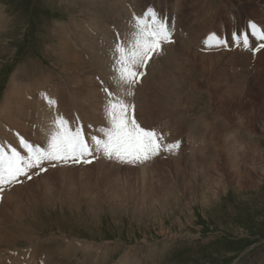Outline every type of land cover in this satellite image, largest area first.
I'll use <instances>...</instances> for the list:
<instances>
[{"label":"rangeland","instance_id":"rangeland-1","mask_svg":"<svg viewBox=\"0 0 264 264\" xmlns=\"http://www.w3.org/2000/svg\"><path fill=\"white\" fill-rule=\"evenodd\" d=\"M118 1L129 20L133 12L143 14L149 7L170 21L175 17V34L178 32L181 39L189 38L190 43L193 40V51L243 53L239 66L229 63L232 67L223 62L212 67L206 62L207 67H203L201 58L180 44L166 49L164 54L183 56L182 71L176 78L194 106L180 107V117L192 120L186 126L196 132L202 127V118L222 115L232 125L231 131L219 126L222 130L218 127L216 135L211 133L213 141L218 142L214 151L198 136H179L175 127L167 126L159 110L146 118L148 111L142 107L138 116L145 121L138 122L163 133L165 142L180 141L176 155L162 153L151 163L137 167L112 162L76 167L72 171L80 175L77 179L89 178L87 193L78 192L76 196L78 203L69 200L70 186L60 178L58 168L50 169L28 191H22L15 212L9 203L0 207V235L12 231L11 241H20L22 247L27 239L44 241L45 248L36 256L38 264H48V240H54L48 244L56 247L74 248V254L60 249L64 251L63 259L58 257L53 264H86L85 259L81 261L87 256V251L82 255L84 247L88 248V264H129L128 260L134 264H264V51L255 58L251 52L240 50L202 51L203 41L212 33L226 35L230 40L231 33L245 28L249 21L264 26V0H210L219 10L217 17L194 38L191 30L200 27L203 20L194 22L196 15L184 2L178 9V0ZM89 3L100 5L103 0H0V106L9 89L25 83L20 94L45 103L40 94L47 93L63 104L67 119L79 116L86 133L91 131L88 125L93 129L104 125L106 96L100 81L119 93L120 89L105 78L109 74L104 67H110L109 49L115 33L127 28H121L111 18L102 22L98 16H103L106 8L113 10L107 5L88 20L81 9ZM204 8L202 3L198 9ZM94 10L91 7L88 13ZM210 15L211 11L202 17ZM69 59L80 61L79 71L74 68L75 72L65 73L64 68L71 65ZM40 76L44 81L48 79V90H37L44 85L43 80L38 85ZM28 83L35 87H28ZM58 86L63 89L61 100L56 96ZM97 112L98 124L85 120ZM11 129L6 127L3 136L12 131L20 134ZM224 134L230 146L235 147L234 153L224 151L228 146ZM216 152L223 153L213 155ZM23 231L28 237H21Z\"/></svg>","mask_w":264,"mask_h":264},{"label":"snow or ice","instance_id":"snow-or-ice-1","mask_svg":"<svg viewBox=\"0 0 264 264\" xmlns=\"http://www.w3.org/2000/svg\"><path fill=\"white\" fill-rule=\"evenodd\" d=\"M129 24L126 35L115 33L109 49L110 81L120 89L119 93L100 81L106 96L104 125L96 129L88 125L91 131L86 133L78 115L75 120L67 119L57 111V100L41 93L52 110L53 130L44 145L34 144L19 133H16L18 147L0 144V203L6 191L33 181L50 169L89 166L101 158L137 167L151 163L162 153L174 155L180 150V141L166 143L163 133L141 126L133 99L150 63L165 54L166 45L175 43L174 18L170 21L149 7L143 14L133 12ZM203 44L205 52L240 50L251 52L255 58L264 51V26L249 21L245 28L233 31L230 40L226 35L212 33Z\"/></svg>","mask_w":264,"mask_h":264},{"label":"bare ground","instance_id":"bare-ground-1","mask_svg":"<svg viewBox=\"0 0 264 264\" xmlns=\"http://www.w3.org/2000/svg\"><path fill=\"white\" fill-rule=\"evenodd\" d=\"M181 2L182 3L184 2L185 6L189 5L191 10L195 13L196 19L194 20V22L195 21L199 22V18L201 20H203V23L200 27H196V29L193 28L191 30L190 34L193 36V38L196 34L199 35V31H201L204 28H207L211 24V22H213L214 17H217L215 15L219 11L217 6L215 5L216 6L215 7L214 4H212V3H214V1L210 2V0L206 1V2L204 0H202V1H200V0H180L179 1L178 0L177 1L178 4L177 5L175 4L178 7V9H179V5L181 7ZM202 3L205 7L204 10L198 9ZM206 4H209V7H212V8H209L208 5H207V7H208L207 8ZM104 5H107L108 7L111 6L113 10L106 8L105 12H104L105 14L102 13L103 16L99 15L98 17L100 19H102V22L103 21L107 22L111 18L112 20L116 21L117 24H119L121 26V28L122 27L127 28L126 30L123 29L122 31H120L121 34L126 35L130 31L129 15H128V12L126 11V9L123 7V4H120V2L118 0H103V4H100V5H97V3H95V4L89 3L88 6L81 9V13L86 14V17L88 20L94 19L96 17L97 13L101 11L100 8H102V10L105 8ZM136 5H137V3H136ZM91 7L94 8L95 10L89 14L88 11L90 10ZM210 11H211L210 17L207 19H204L202 16L205 15V12L210 13ZM193 24L196 26V23H193ZM1 25H2V22L0 20V35H2ZM53 31L55 33H57L55 30H53ZM107 39L110 40V37L108 36ZM174 40H176L175 43L166 45L165 50L170 49L177 44H180V45H183L184 50L187 51L188 53L193 51L191 49L192 44H193V40H192V43H190L189 38L188 39H186V38L181 39L178 32H177V34L174 35ZM194 40H196V39H194ZM64 43H65V46L71 51V49L66 45V41ZM62 44H63V40H62ZM193 49H194V51H193L194 55H198L201 58V61L203 63V67H207V64L209 67H212L215 64L217 65V62H220V64L224 63L230 67H232L231 65L239 66L238 65L239 64V58L242 57V54H243V53L240 54L238 52H234L233 50H232L233 52H230V53H226V52L202 53V52L198 51L196 48H193ZM62 50L65 51L64 49H62ZM62 50H61V54H62ZM63 55L68 56V52H64ZM228 55H231V57L229 56L230 58L227 60L225 58V56H228ZM182 60H183L182 55H177L176 53L169 52L167 55H162L150 63V66L148 69V74L144 78L143 83L140 86H138L136 95L134 97L135 103H138L136 105V113H137L136 116H138V112L140 109L142 110V107L144 108L143 109L144 111H148V113L150 114V115H148V113H147L146 116L144 115L146 118L150 117L153 114V110L154 111L159 110L162 113V118L165 119L167 126L169 127V125H170L171 127H175L177 129L175 131V133L179 132V136L181 135V133H183V134L189 133L191 136H198L199 138L202 139V141H204L207 144L206 145L207 147H209L210 149H213L215 151L217 149L216 145H218V142L213 141L214 138L211 135V133H214L216 135L215 130H217V128L219 126L221 128L225 127L226 128L225 130H228V132H229V131H231L232 125L230 126L228 121L225 120L226 118L224 119L223 117H221L222 116L221 115L218 117L209 118L210 121L211 120L213 121L214 128H216V129H213L211 124H209V122H210L209 119L206 120L205 118H202L201 129H198L196 132L192 128L186 126V124H188L189 122H192V120L188 117H183V118L180 117V115L178 114L180 107L184 106L186 108L192 109L194 106H192L190 98L188 97L187 93L183 89V85L181 84V82H178L177 78H176V75H179L180 72L182 71V65H181ZM69 61H70L71 65L66 66L64 68L65 73H67L68 71H71V70H73L75 72L74 68L76 69V71H79V69L81 68V67L79 68L80 61H76V60L71 61L70 59H69ZM206 62H207V64H206ZM89 67L92 71H95L94 67H92V66H89ZM99 67L101 68V65H99ZM104 68L107 70V72L109 74L108 78L105 75L104 76L109 81V83H111V81H110V76H111L110 67L105 66ZM222 69H223V66H222ZM20 74L22 75L23 73H20ZM25 76H27V75H25V74L22 75L23 78ZM50 77H52V76H49L48 78H50ZM27 78L28 77H26L24 79H27ZM42 80L44 81L45 78L43 76H40V80H38V85H39V83L41 85ZM23 81H26V80H23ZM43 83H44V85L41 86L42 88L41 87L37 88L38 91L45 90L43 88H46V90L49 89V87H46V85L49 84L48 79H46V81H44ZM16 84H17V82H16ZM17 85L13 86L12 90L11 89L8 90V93H7V95L6 94L4 95L3 101H2L1 106H0V137L3 136V134L5 133L6 127H8V128H12L11 130H13V129L15 131L19 130L20 135L23 136L25 139L30 140L32 143L44 145V144H46V141L48 139V138H46V135L50 134L49 130H51V131L53 130L51 128V122L54 118L53 114H52V110L48 108L46 103H41L39 100H35L33 102V99L31 101V99L25 98V96L23 94H20L21 92H23V88L25 87V83H21L18 86ZM29 86H30V83H28V87ZM32 86H34V85H31L30 87H32ZM62 90L63 89L58 86V90L56 92V96L58 99H60V97H61ZM225 95L228 97L230 96L228 92H225ZM225 102L227 103L229 101H225ZM231 103H233V102H231ZM61 109L64 111L61 114H63L65 116L66 111L63 109V104L58 102L57 111L60 113V112H62ZM222 110H220V111H222ZM222 112H224V111H222ZM211 113L212 112H209L208 114H211ZM97 115H98V112H97ZM97 115L95 113H93V114H91V119L85 118V120H87L91 123H94V124H98L99 123L98 119L100 117H99V115L98 116ZM160 116H161V114H160ZM137 118H138V121L140 123H143L145 121L144 119L140 118V116H138ZM151 118H153V117H151ZM203 120H205V121H203ZM172 121H173V123H172ZM199 122L200 121H198L195 124V126L197 124H199ZM34 128H35V130H34ZM2 130H3V132L1 133ZM172 133L173 132L171 131V134ZM231 134L236 135L235 132H232ZM4 136H5V138L2 140V142L0 144L9 143V144H12L13 146L18 147V138L16 136V133H14V131H12V133H10V134L7 133V135H4ZM225 137L228 140L227 134L225 135ZM192 138L194 139V137H192ZM219 138H220V136H219ZM176 139H177V137H176ZM166 142L168 143V141H166ZM207 151H209V150H207ZM224 151H226L228 153L229 152L234 153L235 147L230 146V139L228 140L227 149ZM222 153L216 152L213 155L217 156V155L222 154ZM178 155H180V154H178ZM204 155H206V153ZM207 155H209V154H207ZM205 157L206 156H204V157L202 156V158H205ZM228 157L231 159H235V161H238V159H236L237 157L233 156L232 154H229ZM198 158H200V157H198ZM216 158L217 157H215L214 159H216ZM174 159L175 158H173L172 160H174ZM231 159H229V160L231 161ZM174 161H177V160H174ZM107 163H109V161L105 160L104 158H101V159L97 160L96 163H94L93 165H95V164H107ZM112 163H114V162H112ZM79 167L82 168L83 166H79ZM57 168H58L57 172L59 173L60 178L63 179V182L65 184L70 186V193L67 194L70 197L69 200L72 203H78V202H76V196L79 194L78 192H80V195L87 193L88 188H89V178H87V176L85 175L86 173H84L86 178L77 179V177L80 178L79 177L80 175L79 176L74 175L75 172L72 171V169H75L76 167H57ZM44 176H45V174H43L40 177H36L31 182H28V183H25L23 185L15 187L11 191H6L4 194V197H5L4 201L2 203H0V207L6 203H9L10 205H12L14 207V212H15L17 210V207H18L17 201L20 199V197L24 193L22 191L24 189H25V191H28L31 188L30 186L33 185L34 181H38V179H41ZM78 180H80L81 183ZM22 187H25V188H22ZM79 188H80V191H79ZM45 189H47V187H45ZM96 194H97V192H96ZM17 216L19 218L21 217L18 215V213H17ZM10 234H12V231H9L5 235L4 234L0 235V264H38L39 261H38L36 256H37V254H40L39 252L41 249L43 250L45 248V247L43 248V246H45V242L42 241L41 239H34V240H32V239L28 240L27 239L26 241H24L25 242L24 247H22V246H19V244H18L20 241H11L13 236ZM21 237L26 238V237H28V234L23 231L21 234ZM53 241L54 240H52V241L48 240L47 244H46V248L48 249V251H47L48 253L46 255L47 259L46 258L45 259L48 262V264H53L54 261H56L58 257L63 259L64 253L66 254L67 251H71V250H72L71 252L74 251V248H72L70 250L69 246H59L58 245L59 247H56V244H52V245L48 244V243L53 242ZM20 248H25V249H20ZM86 248L87 247L82 248V249H84V251H82L83 253L82 252L81 253H82V255H84V254H86V251H87V256H88V250H87L88 248L87 249ZM91 248L93 249L94 246H91ZM60 249H65L66 251L65 252L63 251L64 252L63 253ZM26 250H31V251L28 252ZM11 252H14L16 255L15 256L12 255ZM73 254H74V252H73ZM87 256H85L86 258H84V256H83V258L81 259V261L85 259L87 261L86 264L89 263L87 260ZM92 263H93V261L91 262V264ZM95 263H96V261H95ZM95 263H93V264H95ZM127 263L134 264V262L132 260H128Z\"/></svg>","mask_w":264,"mask_h":264}]
</instances>
